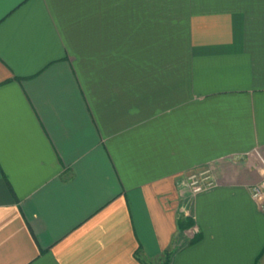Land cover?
<instances>
[{"label": "crops", "instance_id": "crops-1", "mask_svg": "<svg viewBox=\"0 0 264 264\" xmlns=\"http://www.w3.org/2000/svg\"><path fill=\"white\" fill-rule=\"evenodd\" d=\"M262 180L264 0H0V264H264Z\"/></svg>", "mask_w": 264, "mask_h": 264}, {"label": "built area", "instance_id": "built-area-1", "mask_svg": "<svg viewBox=\"0 0 264 264\" xmlns=\"http://www.w3.org/2000/svg\"><path fill=\"white\" fill-rule=\"evenodd\" d=\"M182 187L188 191L190 197L212 189L216 184L212 175L211 168L204 166L187 174L182 180ZM250 197L256 202L259 210L264 211V180L249 188ZM190 203L186 202L182 207V212L189 215Z\"/></svg>", "mask_w": 264, "mask_h": 264}, {"label": "trees", "instance_id": "trees-1", "mask_svg": "<svg viewBox=\"0 0 264 264\" xmlns=\"http://www.w3.org/2000/svg\"><path fill=\"white\" fill-rule=\"evenodd\" d=\"M193 223V221L191 219H184L183 218H179L177 220V227L180 231L184 230L185 228H188L189 226H191ZM196 239H193L192 242H194ZM169 257H170V253L169 252H166L165 253V256H164V261L162 264H167L168 263V260H169ZM142 264H147L145 263L144 261H141Z\"/></svg>", "mask_w": 264, "mask_h": 264}, {"label": "rangeland", "instance_id": "rangeland-1", "mask_svg": "<svg viewBox=\"0 0 264 264\" xmlns=\"http://www.w3.org/2000/svg\"><path fill=\"white\" fill-rule=\"evenodd\" d=\"M209 190H211V189H209ZM209 190H206V191H209ZM205 191V192H206ZM192 216H193V213H192ZM182 242V241H181ZM158 261H156V260H154L153 262H152V264H162V263H157ZM163 262V261H162Z\"/></svg>", "mask_w": 264, "mask_h": 264}]
</instances>
